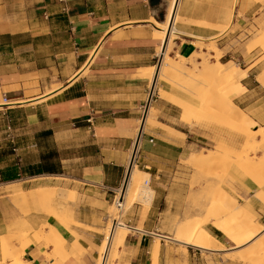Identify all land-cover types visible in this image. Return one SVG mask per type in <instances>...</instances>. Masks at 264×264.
<instances>
[{
  "label": "rangeland",
  "instance_id": "obj_1",
  "mask_svg": "<svg viewBox=\"0 0 264 264\" xmlns=\"http://www.w3.org/2000/svg\"><path fill=\"white\" fill-rule=\"evenodd\" d=\"M237 28L239 26L234 28V37L228 42L226 49L234 55V58H229L232 64L242 69H248L247 72L250 76L245 80L247 87L233 89L230 92V87L228 88L222 81V76L214 74V76H206L203 72L205 65L212 66L218 58L222 62H226L227 58H221L223 51L219 50L215 43L204 42L202 47H198L199 53H196L203 58L198 59L199 69L195 71V75L179 76L162 72L157 80V89L154 93L152 85L150 86V95L144 108L140 111L139 120L132 126L131 132L127 133L132 138V144L126 151L117 148L119 151L113 152L106 148L110 145L108 142L100 141L98 143L99 137L104 135L100 133L101 129L96 117L90 120L91 128L81 121L76 126H64L68 127L70 133L63 134L61 136L63 141L58 145L52 135L35 136V131L31 129L22 131L21 137L26 145H31L32 141L41 139L39 146L41 145L46 152L50 150L51 158L55 155L54 148L56 146L59 148V152H57L59 158L78 157L81 154H89L92 157L75 159L66 163V167L60 170L59 174H41L34 176L29 181L17 180L0 185L2 193L4 192L10 199L9 227L0 236V264H11V254L20 248L26 240H36L34 233L47 221L55 223L61 229L64 228L55 221L49 212H54L69 222V229H63L69 241L68 247L72 246L73 240L77 238L76 235L80 236L78 239L86 247V251L80 258L70 254L63 264L81 261L98 264V259L105 253V250L102 253V244L107 228L116 220L129 226L130 230L123 246H111L108 264H150L156 244H159L160 247L159 264H183L185 260L188 264H251V261L247 259L252 258L256 259L252 264H264V252L259 251L257 247L249 249L246 245L231 251L233 242L226 234H224V238L227 241L223 244V251L202 250L190 245L184 246L167 238L174 237L180 226L203 219L208 211L217 213L223 211L220 206L211 204V200L219 196L218 185H223L242 206H247L251 202V215L264 226V204L255 196V192L259 188L256 186L252 190H247L245 184H247L248 178L237 166L239 160L246 163L248 157L259 156L261 152L259 154H254L252 151L246 152L243 138L236 137L234 140H230L226 133L222 135V131L218 133L215 130L217 128L210 126L214 121L211 111L215 109L216 101L213 98V101L206 102L208 97L205 96L208 94L221 97L222 102L227 97L255 120L258 123V128L264 126V84L258 80L259 76L264 74V10L259 18H254L239 32H237ZM7 41H11V38H8ZM170 46L172 47V44ZM42 55L43 58L49 59L48 52H43ZM19 56L24 57L23 55ZM8 59L11 58L8 56L3 58V60ZM169 59L189 64L188 61L170 57L167 53L162 61L163 67H166V62ZM59 60L64 61L61 56ZM160 64L161 62L155 67V73ZM59 71L64 74L69 72L65 68ZM148 75L152 77L153 84L155 76H152L150 72ZM29 76L27 78L31 79L30 81L36 79L35 75ZM41 77L43 81L41 85L38 82L36 84L25 83L27 94L48 91L58 86V84H46V74H42ZM80 87L81 83L77 88ZM246 88L251 89V92L245 94ZM10 90L5 89L7 94H10ZM161 90L173 96L176 101H167L161 95ZM0 101H4L3 98ZM182 103L189 104L191 108L194 107L187 114L190 115L191 123L184 119L185 112ZM143 119L145 122L140 136L141 142L135 149ZM164 124L178 129L183 134L174 135L163 128ZM221 125H223L222 130L225 131V127H228L227 130L232 127L230 124L221 123ZM217 135L222 136L225 140V148L220 152L219 159L205 163L204 166L200 165L201 163H196V156L206 155L208 151L215 150L216 141L213 138ZM88 143L90 145H87ZM242 154L243 156H241ZM104 160L122 161L126 163L128 170L133 160L141 171L150 173V175L142 174L141 179L146 186L153 189L152 201L147 204L143 198H137L126 209L125 206L120 208L118 205L122 191L125 189L126 178L122 186L104 195L98 189V185L93 183L94 181L85 173L88 170L85 172L82 170L84 166L100 164ZM230 164H233L232 174L229 171L219 173L221 168ZM201 168L205 169L203 175L200 173ZM210 177H215L216 183L213 187L206 188L207 179ZM45 186L57 189V198L51 199L47 204L34 201L30 196L27 201H23V197L16 196L11 192L17 188H23L26 192L35 191ZM69 189L76 191L75 198H72ZM227 220L228 224L233 225V228H240L243 225V221L233 215H226V222ZM204 226L216 237L219 230L212 223H205ZM117 229L120 230L121 226ZM4 241L5 244H3ZM37 242L33 241L29 247H34L43 254V258H46V253L42 251ZM92 244H96L95 247H92ZM28 248L25 249V252ZM184 249L187 250V254L184 253ZM45 250L52 251L50 247ZM25 252L23 257L31 259V256ZM132 257H137V261H132ZM45 264H52V262L47 261Z\"/></svg>",
  "mask_w": 264,
  "mask_h": 264
},
{
  "label": "crops",
  "instance_id": "obj_2",
  "mask_svg": "<svg viewBox=\"0 0 264 264\" xmlns=\"http://www.w3.org/2000/svg\"><path fill=\"white\" fill-rule=\"evenodd\" d=\"M172 2L66 0L63 11L58 0H0V100H4L0 105V185L59 174L66 163L92 157L59 158L56 146L51 158L50 150L39 146L41 139L26 145L21 137L26 129L35 131V136L52 135L58 145L61 136L70 133L64 126L81 121L91 128L90 120L96 117L104 135L98 143L108 142L106 148L113 152L117 148L126 151L132 144L127 133L150 95L152 77L143 70L162 63L167 53L180 58L199 52L196 43L200 41L215 43L228 62L234 58L226 49L234 28L239 26V32L264 10L260 0H177L169 22ZM167 22L175 28L168 41V32L164 38L157 36ZM223 25L228 26L225 32L220 29ZM43 52H48L49 59L43 58ZM7 56L11 59L3 60ZM63 68L69 72L59 71ZM42 74H46V84H58L57 88L27 94L25 83L41 85ZM29 75L36 79L30 81ZM5 89H11L10 94ZM246 89L245 94L251 92ZM82 170H88L85 173L105 195L123 185L128 167L122 161L104 160ZM9 201L0 190V236L9 227ZM216 237L222 244L227 241L220 230ZM25 254L34 264L47 262L34 247Z\"/></svg>",
  "mask_w": 264,
  "mask_h": 264
},
{
  "label": "bare ground",
  "instance_id": "obj_3",
  "mask_svg": "<svg viewBox=\"0 0 264 264\" xmlns=\"http://www.w3.org/2000/svg\"><path fill=\"white\" fill-rule=\"evenodd\" d=\"M176 3L177 0H173L169 14V22H171V19L174 15ZM162 27L163 31L157 32V36L164 38L166 32H168L166 41L170 40V38L172 39L174 37L173 33L175 32V28L170 27V23L168 25V22L162 25ZM227 27V25L221 26V32H225ZM196 44L197 47L200 48L203 46L204 41H200ZM196 53L198 54L199 52H195L189 57H180L182 61H188L189 64H186L185 62L179 63L177 61L169 59L166 62V67H163L162 63L158 66V70L156 73L155 67L146 70L144 69V72H150L152 76H155L152 84V92L154 93L156 91V83L162 72H164V74L179 76L195 75V71L199 69L198 59L203 58L201 55H197ZM204 67L205 68H203V72L206 74V76H222V81L228 88L230 87V92L233 91V89L238 90L241 87H244L242 80L246 79L249 74L247 72L248 69H242L232 64L230 61L222 62L220 58L215 60L212 66L207 64ZM79 72L75 73L72 79H74L79 74ZM258 80L264 84V74H261ZM56 88L54 87L47 92H51ZM160 93L167 101H176L175 98L166 93V91L161 90ZM205 96L208 97L206 102H210L211 100L213 101V98H215L216 101L214 105L215 109L211 111V113L213 112L212 116L214 121L212 122V124H210V126H212L213 128H217L215 130H217L218 133L222 131V135H225L226 133L229 136L228 139L230 140H234L236 137L243 138L244 150L246 152L249 153V151H252L254 152V154H259V152H261V155L259 156L256 155V157H248L246 163L239 160V162H237L238 165H236L241 168L243 174H246V177L248 178L247 184H245L247 190H252L257 186L259 189L256 190L255 196L261 203L264 204V126H259L258 128V123L249 115H247L241 107H239L227 97L226 100L222 102L221 97L212 95L209 96L208 94ZM3 102L4 101H2L0 105L4 104ZM181 105L185 112L184 119L187 122L191 123L190 115L187 114H189L194 107L191 108L189 104L184 103H182ZM149 108L147 112L149 111ZM221 123L230 124L232 125V127H230V130H227L228 127H225L226 131L222 130L221 127L223 125H221ZM163 128L165 130H169L174 135L183 134L178 129L170 127L166 124L163 125ZM143 129L144 125L142 130H140V134H142ZM213 139L216 141L215 150L208 151L206 155L196 156V163H201L200 165L204 166L203 164L205 163L216 161L219 157L220 152L224 151L225 140L223 139V137L217 135ZM140 142L141 141L139 139L138 144H140ZM241 156H243V154ZM232 166L233 164H230L225 168H221L219 173H225L229 171L232 174ZM197 167L199 168V165ZM130 168L131 169L127 179V183L125 189L122 191L120 204L118 205L120 208L125 206V209L130 206L131 203L137 198H143L146 203L149 204L152 201L154 195L153 189H151L149 186H146L141 179L142 174L150 175V173L141 171L138 167H136L133 160L131 161ZM203 170L205 169L201 168V175L204 174ZM215 183V177H210L209 179H207L206 188L213 187ZM218 190L219 196L213 198L211 200V204L220 206L223 211L218 213L208 211L203 219L192 221L180 226L177 234L174 237L167 238L179 242L184 246L190 245L202 250L223 251V244L213 235V233L209 231L207 227L204 226L205 223L210 222L214 227H216V229L226 234L228 238L233 242V246L230 249L231 251L240 249L248 245L249 249L257 247L259 251L264 252V226L259 224L257 220L254 219L253 215H251L252 203L249 202L247 206H242L238 203L237 199L226 188H224L223 185H218ZM56 191L57 189L55 187L45 186L35 191L26 192L23 188H17L13 189L11 192L16 196L19 195L23 197V201H27L28 196H30V198H32L34 201H37L39 203L46 202L47 204L51 199L57 198ZM69 191L72 198H75L76 191L74 189H69ZM127 197L128 200H126ZM49 213L52 214L55 221L64 228L61 229L57 225H55V223L47 221L45 225H42L40 229L34 233L36 240L33 241H38L37 243H39V245L41 246L42 251L46 253L45 260L48 262H52V264H63L64 260L67 259L70 254H74L77 258H80L86 251V247L83 245V242L79 240L80 236L76 235L77 238L73 240L72 246L68 247L69 241L64 234L65 231L63 229H69V222L63 219L61 216L54 214V212ZM226 215H233L237 219L240 218L243 221V225H241L240 228H233V225L231 226L230 224H228V220L226 222ZM119 226H121L120 230L117 229L119 228ZM129 230V226L117 220L108 226L104 242L102 244V253L104 252V250L105 253L98 259V264H108V255L111 246H123ZM33 241L26 240L20 248H18L11 254V264H34L33 261H30L23 257L25 249L28 248ZM3 244H5V241L3 242ZM95 245L96 244H92L91 246L95 247ZM47 247H50L52 251H46L45 248ZM159 248V244H156L150 264H159ZM184 253L187 254V250L184 249ZM247 260L251 261L252 264L255 263L254 261L256 259L252 258ZM183 264H188L187 260H185Z\"/></svg>",
  "mask_w": 264,
  "mask_h": 264
},
{
  "label": "water",
  "instance_id": "obj_4",
  "mask_svg": "<svg viewBox=\"0 0 264 264\" xmlns=\"http://www.w3.org/2000/svg\"><path fill=\"white\" fill-rule=\"evenodd\" d=\"M145 115H146V114H145ZM144 122H145V119H143V121H142L141 130H142V128H143ZM140 136H141V134H139V137H138V139H137V141H136L135 149H136L137 146H138ZM130 169H131V168H129V170H128V174H127V176H126L125 186H126V183H127V179H128L129 173H130Z\"/></svg>",
  "mask_w": 264,
  "mask_h": 264
},
{
  "label": "built area",
  "instance_id": "obj_5",
  "mask_svg": "<svg viewBox=\"0 0 264 264\" xmlns=\"http://www.w3.org/2000/svg\"><path fill=\"white\" fill-rule=\"evenodd\" d=\"M58 2L63 4V11H66L67 10L66 0H58Z\"/></svg>",
  "mask_w": 264,
  "mask_h": 264
}]
</instances>
